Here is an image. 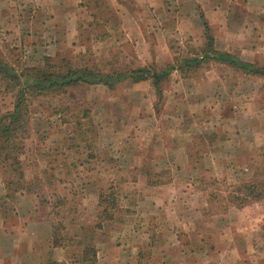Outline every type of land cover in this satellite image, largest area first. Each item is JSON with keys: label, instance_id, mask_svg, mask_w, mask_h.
<instances>
[{"label": "rangeland", "instance_id": "374dc122", "mask_svg": "<svg viewBox=\"0 0 264 264\" xmlns=\"http://www.w3.org/2000/svg\"><path fill=\"white\" fill-rule=\"evenodd\" d=\"M225 1L231 3L236 0ZM238 1L241 8L245 5L252 8L256 6L255 10L261 8L259 4ZM228 6L230 7L226 12L229 15H238V4L235 7L232 4ZM261 11L264 17V10ZM168 26L172 35L166 36L165 33L157 36L156 27H160L157 23L145 26L147 39L142 44H137L136 38L134 41L130 40L128 33L121 34L119 30L111 37L99 38V42L96 34L91 35L85 27L81 30V41L83 46L90 48L92 58H113L119 63L122 60L128 68L145 66L153 71L171 65L170 71L160 83L162 92L170 83L177 81L178 77L200 78L206 69L220 64L212 56V52L208 54L210 57L202 59L198 64L184 65L183 58L200 55L205 45L208 50L216 49L208 47L206 40L204 44L199 43L198 38L196 42H180L175 25ZM98 27L102 31V26ZM240 28L226 23L209 24L215 39H219L221 35L225 37V32L231 33L230 35L238 33ZM251 28L258 30L257 25ZM260 29L264 39V25ZM161 31L164 32L163 29ZM201 33L202 30H199V35ZM104 35L105 33L100 37ZM215 42L214 40V47L220 45ZM0 43V53L10 62L18 66L30 63L25 50L10 46L12 44L9 40H0ZM261 47L264 49L263 45ZM189 52L191 54L185 55ZM254 63L264 65L260 61ZM225 65L240 73L237 67ZM224 70L226 71L225 68ZM214 71L220 72L221 68ZM214 71L209 74L211 78L216 76ZM232 71L228 73L236 75ZM246 76L247 79L237 82L242 102L239 108L241 128L235 131L231 118L235 109L229 101H234L232 95L235 92L230 91L228 94L226 87L220 88L221 91L215 90L219 95L213 98L215 104L221 103V95L227 100L223 102L224 106H215L209 123L202 119L199 125L194 124L196 128L191 135L197 145L187 155L188 164L183 156L180 157L184 155L181 151L171 156L165 149L162 154L152 150L168 145H163V139L174 129L169 121L147 125L138 119L118 120L119 133L116 135L113 131L111 134L109 123H105L110 121H101L103 129L91 126L86 131H79L73 113L91 103L80 97L85 96L83 94L76 97L72 95L73 99L69 104L72 112L67 115L52 112L49 108L38 110L32 115L30 133L32 132L33 139L29 137L27 141L23 140V172L25 168L29 169L28 166L39 167L33 169L38 178L31 185L39 197L37 210L39 216L49 218L51 222L61 218L62 224L56 233L61 245L74 243L73 236L80 235L89 243V249L96 255L98 264H264V196L250 198L241 205L227 200V194L233 185L242 184V181L264 180V77L254 74ZM234 80L237 78L231 79V83ZM1 86L0 84V104L4 101L5 109L4 107L10 106L11 97L6 95L1 98ZM213 87L220 85L215 81ZM140 89L143 90L142 87ZM151 94L154 108L160 111L164 100L156 96L153 86ZM101 96L104 99L109 97L108 109L114 110L122 102L120 98H115L116 91H105ZM222 107L225 108L221 117L219 110ZM171 110L177 108L172 107ZM186 124L184 128H189L191 123ZM157 125H161L159 129ZM175 129L177 135V126ZM212 139L216 146L213 151L209 149V153L207 141ZM25 145L30 148L29 152H25ZM147 158L160 159L159 164H163V169L152 167ZM195 162L200 164L199 167L191 168ZM2 175L0 168V176ZM139 176L141 178L132 181ZM170 177L175 183L169 188L161 189L159 193L149 190V180L167 182ZM130 181L132 182L129 184ZM97 188L99 192L113 194L116 198L114 208L110 209L114 215L112 219L105 218L102 213L103 204L98 203ZM214 191L217 194H213ZM208 193L213 198L206 202ZM55 194L64 196V201L58 204L61 217L50 212ZM230 207L231 213L227 212ZM37 245L35 248L40 251L39 260L49 253L53 257L65 255L63 249H55L53 252L52 238L43 239ZM75 251L77 249L69 250L73 253L72 256H75ZM177 253L185 256L180 257L179 254L180 259H177Z\"/></svg>", "mask_w": 264, "mask_h": 264}, {"label": "crops", "instance_id": "0c3cea01", "mask_svg": "<svg viewBox=\"0 0 264 264\" xmlns=\"http://www.w3.org/2000/svg\"><path fill=\"white\" fill-rule=\"evenodd\" d=\"M244 1L255 3L254 5L259 4L261 8L255 10L256 6L252 8L246 5L243 6V4L241 8V3L238 0L231 3H229L230 1L226 3L225 0H0V40L1 42L9 40V43L12 44H9L10 46H18L25 50V53H28L25 56L30 61L28 65H40L44 62L45 57L53 61L85 52L86 47L85 45L83 46V42L81 41V30L84 27L87 28L91 35L96 34L98 41L99 38L111 37L119 30L121 34L128 33L130 40L134 41V38H136L137 44H142L147 39L144 28L148 24L157 23L160 25L159 28L156 27L157 31L155 33L157 36L164 33L165 36L172 35L170 26L168 25H175V28H177V38L180 42H196L198 38L199 43L204 44L207 41V34L204 32V21H206L208 26L210 23L217 25L226 23L238 25L241 28L240 32L233 35L225 32L223 33L225 37L221 35L219 39H215L210 32L213 38L212 46L216 50H208L205 45L202 53L198 55L199 57H203L205 52L209 54L213 51H226L243 60L264 62V49L261 47V45L264 46V39L260 29L264 25L263 11H261V9L264 10V0H243L242 2ZM229 4H232V7L238 4V15H229L226 12L228 7H230L228 6ZM251 11H253V14H251ZM202 13H204V16H201ZM251 17H255L254 20L250 19ZM253 25H257L258 30L251 28ZM98 26H102L101 30L103 32L99 30ZM105 30H108L110 33ZM199 30H202L201 35H199ZM104 33L105 35L100 37ZM109 34L110 36H106ZM214 40L216 41L215 43L220 44L216 46L217 48L214 47ZM94 51L96 54L97 51L95 49ZM101 54L105 55L104 52H101ZM188 54H191V52L185 55ZM125 63L123 64L121 60L120 64L123 69H128V67H125ZM219 63L206 69L205 74L200 78L194 76L178 77L177 81H174L173 84L170 83L167 89H163L161 99L164 100V103L160 111L156 110L153 106L152 84L148 78L138 80L125 78L117 81L113 86H108L101 82L83 83L73 86L69 89L71 95L76 97V95L80 96L83 94L85 96H80L83 100L91 101L86 106L88 108L87 115L79 118L80 125H78V130L86 131L91 126L102 128L101 121H110L105 123H109L111 134L113 131V134L116 135L119 133L118 120L129 121L130 119H138L143 121V124L147 123V125L149 123L153 125L155 122L163 124L164 121H169L173 124L174 129H172L173 132L166 139H163V145L164 143L168 145H165V148L157 147L152 148V150L162 154L165 149L171 153V156L181 151L184 155H180V157L183 156L184 161L188 164L187 155L197 145V142L193 139V135H191L192 130L196 128L194 124L199 125L202 119L207 120L206 122L209 123V120H212L211 116L214 115L213 110L215 111V106L221 105L227 100L223 98L224 95H221V103L215 104L213 98L219 96L215 93V90L221 91L220 88L226 87L228 88V94L230 91L235 92L232 95L234 101H229L235 109L231 118H233L232 121L234 123L233 129L237 131L241 128L240 120L242 117L239 115L241 111L239 108L242 102L238 83L243 79H247L246 73L238 68L236 69L240 73L236 70L232 71L229 66L225 65V63L230 64L225 61H219ZM219 67L221 68L220 72L214 71ZM213 71L216 72V76L211 78L209 74ZM229 71L234 72L236 75H230ZM234 78H237V80L231 83L230 80ZM215 81H217L220 87H213V82ZM140 87L143 88L142 91H140ZM203 87L205 89H202ZM1 88L3 89V86ZM105 91H110V93L116 91L115 98L122 100L118 108L114 107V110L107 108L109 97L106 96V99H104L101 96ZM6 95H10L11 100L9 102L10 106L4 107L5 109L11 108L13 102L12 92L3 89L1 98L6 97ZM110 101H112L111 98ZM138 101L140 102L137 105ZM4 104V101L0 104L2 108L0 111L5 110L3 109ZM172 107H176L177 110H171ZM224 108L222 107L219 110L221 117L223 116ZM77 116L78 114L73 117L77 119ZM189 123H191L190 127L187 128L188 126H186L184 128V124L188 125ZM160 126L157 125V128L159 129ZM31 134L32 132L24 137L23 140L27 141L29 137L33 139ZM236 135L239 136L238 133ZM215 146L213 139L207 141V151L209 149L213 151ZM232 149L234 150L235 148L232 147ZM23 150L19 154L22 172L21 154ZM26 151L29 152L30 148H26L25 145ZM147 159L151 161L152 167L163 169V164H159L160 159ZM197 163L191 164V168H194V166L196 168L199 167L200 164ZM28 167L29 169L25 168L23 175L19 179L22 184L26 185L24 188L17 187L9 190L10 188L6 185V180L13 179L10 178L11 174L2 172L3 175L0 176V264H37L42 259L39 260L40 251L38 252L35 246H38L37 243L40 244L43 239L53 238L51 219L39 216L37 210V198L39 197L34 187L31 188L32 183L36 179L35 176H37L35 170H33L36 167ZM175 168H177V165H175ZM146 175H148V172H146ZM139 178L141 177L139 176L132 181L135 182ZM171 179V177L167 179V182L159 179L149 180L147 185L149 186V190L159 193L161 189H167L175 183ZM176 192L179 194V191ZM98 194L99 188H97L96 197H98ZM206 197V202H208L212 195L210 196L208 193ZM231 209L232 207L227 212L231 213ZM50 212L52 213V211ZM77 237H80V235H77ZM73 238H76V236H73ZM86 242L83 239L81 244H76L74 240V243L68 244L70 247L67 244L63 245L66 248L62 245H55L53 252L55 249H63V252H65L64 257L55 256L57 259L66 260L70 264H85L82 254ZM71 248L77 249L75 256H72L73 253L69 252ZM179 254L180 257L185 256H182V253H177V259H180ZM95 262L98 264L97 260Z\"/></svg>", "mask_w": 264, "mask_h": 264}, {"label": "trees", "instance_id": "16d2710c", "mask_svg": "<svg viewBox=\"0 0 264 264\" xmlns=\"http://www.w3.org/2000/svg\"><path fill=\"white\" fill-rule=\"evenodd\" d=\"M205 32L207 34L208 47L212 46L213 38L209 31V26L204 21ZM212 55L219 61H225L230 65L237 67L246 74L263 75L264 66L257 65L254 62L243 60L238 56L226 51H213ZM90 48L86 47L85 52L77 53L73 56H67L58 60H51L47 57L40 65H22L18 66L10 62L5 55L0 53V84L6 91H11L13 102L11 108L0 111V168L4 173H10L13 179L6 180L9 190L17 187H26L20 182L23 175L20 169L19 154L22 152L24 143L23 138L30 133V119L33 114L43 108L50 109L61 115H67L72 112L70 103L72 95L69 89L73 86L83 83L101 82L108 86H113L117 81L125 78L143 79L150 78L151 84L155 89L156 96L161 98V81L165 74L171 69V65H166L160 70H153L139 66L136 68L123 69L119 62L113 58L99 59L90 56ZM206 54L203 57L194 56L183 59V64L190 66L198 63L203 58L209 57ZM166 76V75H165ZM87 107H83L73 115H77L76 124L80 125V117L86 116ZM68 120V119H67ZM45 170V169H44ZM16 176V178H14ZM38 178V176H35ZM14 183V185H13ZM230 188L227 194L229 203L241 205L250 198H260L264 196V180L262 181H242V184H236ZM217 194L214 191L213 194ZM212 197L209 198V201ZM64 201V196L55 194L54 201L51 202V211L60 215L58 204ZM98 203L103 204L102 213L107 219L113 218L112 208L116 204V198L113 194H104L99 192ZM109 208H105V207ZM111 209V210H110ZM61 218L52 221V244L61 245L56 233L61 226ZM76 244H81L83 239L74 238ZM91 253L88 242L83 248L82 259L85 264H96L95 255ZM37 264H70L66 260L57 259L51 254H46Z\"/></svg>", "mask_w": 264, "mask_h": 264}]
</instances>
